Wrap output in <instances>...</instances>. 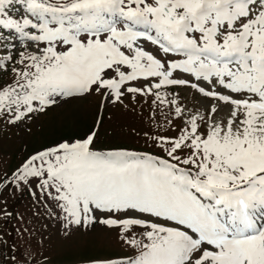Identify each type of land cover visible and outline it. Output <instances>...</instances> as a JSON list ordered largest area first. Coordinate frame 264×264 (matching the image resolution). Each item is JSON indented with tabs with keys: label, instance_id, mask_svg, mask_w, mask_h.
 I'll use <instances>...</instances> for the list:
<instances>
[{
	"label": "snow or ice",
	"instance_id": "6c2138e0",
	"mask_svg": "<svg viewBox=\"0 0 264 264\" xmlns=\"http://www.w3.org/2000/svg\"><path fill=\"white\" fill-rule=\"evenodd\" d=\"M5 30L24 48L0 56L12 75L0 83L6 123L93 95L101 109L128 108L130 95L167 109L175 132L145 133L156 155L97 150L93 130L0 183L36 181L65 227L99 223L131 253L80 264H264V0H0V39Z\"/></svg>",
	"mask_w": 264,
	"mask_h": 264
},
{
	"label": "rangeland",
	"instance_id": "374dc122",
	"mask_svg": "<svg viewBox=\"0 0 264 264\" xmlns=\"http://www.w3.org/2000/svg\"><path fill=\"white\" fill-rule=\"evenodd\" d=\"M9 11L13 16L22 15L23 7L15 4ZM3 37L0 39L2 55L7 54L6 44L15 45L12 50L14 58L24 50L22 42L14 38V33L5 30ZM8 63L11 66V61ZM11 79L10 72L0 73V83H10ZM176 91L181 102L188 107L198 104V99H193L198 94L193 90ZM100 100L101 97L93 95L85 100L61 101L59 106H53L44 114L23 123L8 124L0 119V183L10 178L20 163L36 151L64 140L83 138L93 130L98 131L92 145L97 150L138 149L163 154L145 133L149 136L157 132L175 135L168 130L164 119L167 109L163 112L155 109L151 98L140 97L138 101H132L129 95L124 99L128 108L120 104H105L97 129ZM19 183V189L9 184L0 190V264H33L35 259L45 264H80L89 259H119L131 254L118 242L115 232L99 223L88 230L77 226L65 227L60 209L46 195L41 198L36 181H32V191L22 181ZM4 212L11 213V216H4ZM101 215L97 212V219Z\"/></svg>",
	"mask_w": 264,
	"mask_h": 264
}]
</instances>
